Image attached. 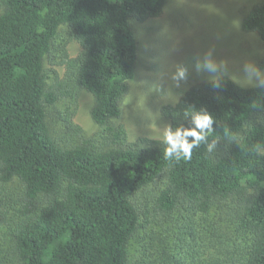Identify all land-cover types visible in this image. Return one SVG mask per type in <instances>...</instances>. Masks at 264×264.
Instances as JSON below:
<instances>
[{"label": "trees", "instance_id": "obj_1", "mask_svg": "<svg viewBox=\"0 0 264 264\" xmlns=\"http://www.w3.org/2000/svg\"><path fill=\"white\" fill-rule=\"evenodd\" d=\"M167 1L1 0L0 264H264V89L223 76L164 107L173 131L213 118L215 148L190 160L117 122L138 57L132 21ZM242 29L264 44V0ZM84 90L95 136L74 122Z\"/></svg>", "mask_w": 264, "mask_h": 264}, {"label": "rangeland", "instance_id": "obj_2", "mask_svg": "<svg viewBox=\"0 0 264 264\" xmlns=\"http://www.w3.org/2000/svg\"><path fill=\"white\" fill-rule=\"evenodd\" d=\"M261 2L168 0L160 17L145 22L132 21L138 57L117 120L127 129L130 140H164L166 128L171 124L162 115V109L174 106L190 87L198 83L227 76L243 87H255L244 79L242 69L245 63L259 66L264 58V44L256 33L243 31L242 22ZM63 31L64 28L61 29L60 42L67 44L71 57H77L82 51L81 45ZM206 55L217 64L216 73L203 67L197 70L196 66L203 65ZM45 66L51 77L52 70L60 76L64 74V67L53 66L49 60ZM178 68L187 70L186 79L179 85L173 79ZM64 103L60 102L58 109H62ZM93 106V96L85 90L81 92L74 122L87 136H95L100 130L91 117ZM141 200L145 202V199Z\"/></svg>", "mask_w": 264, "mask_h": 264}, {"label": "clouds", "instance_id": "obj_3", "mask_svg": "<svg viewBox=\"0 0 264 264\" xmlns=\"http://www.w3.org/2000/svg\"><path fill=\"white\" fill-rule=\"evenodd\" d=\"M197 70L201 67L209 71L210 73H216L218 71L217 64L212 60L209 55L204 58L203 65L198 64ZM243 74L246 81H251L255 87L264 89V69L253 63H245L243 65ZM187 70L184 68H178L173 76L177 85L181 80L186 79ZM213 87L219 88L220 84L213 78ZM213 118L207 113H196L191 117L190 125L183 129H177L173 131L170 126L166 128L164 143L167 147L164 150V157L168 160L180 159L190 160L192 157L193 149L199 148L203 143L209 152L215 148V141L208 143V137L214 132ZM191 138V140L189 139Z\"/></svg>", "mask_w": 264, "mask_h": 264}]
</instances>
